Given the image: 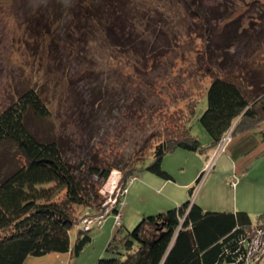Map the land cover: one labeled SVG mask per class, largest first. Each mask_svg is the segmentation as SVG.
I'll return each mask as SVG.
<instances>
[{
    "label": "rangeland",
    "instance_id": "1",
    "mask_svg": "<svg viewBox=\"0 0 264 264\" xmlns=\"http://www.w3.org/2000/svg\"><path fill=\"white\" fill-rule=\"evenodd\" d=\"M81 3L0 0V113L26 91L35 90L51 115L39 118L30 111L28 129L40 141L59 143L75 164L91 165L95 159L111 164L130 157L150 134L170 123L174 112L189 110L196 102L189 127L207 148L211 137L200 118L212 78L238 77L255 92L264 91V0H132L122 20L126 35L133 38L127 47L115 45L105 30L96 31L85 16L79 25ZM55 12L58 21L50 16ZM50 17L56 27L53 34L47 31ZM86 23L92 29L85 30ZM233 130L205 155L180 149L168 154L162 169L173 180L166 187L167 181L146 171L151 157L125 188L123 172L114 170L100 194L110 209L124 194V231L135 228L144 216L188 200L208 211H243L257 222L264 213V140L259 133L264 121L237 136ZM220 156L224 162H218ZM25 161L13 144L1 145L0 179ZM86 211L76 208L80 217ZM114 223L111 214L102 230H92V243L78 257L53 253L28 257L24 264H96L108 257ZM91 226L86 229L82 221L85 231ZM261 227L249 233L253 242L248 247L263 257L250 255L256 264H264ZM70 236L75 244L76 227Z\"/></svg>",
    "mask_w": 264,
    "mask_h": 264
},
{
    "label": "trees",
    "instance_id": "2",
    "mask_svg": "<svg viewBox=\"0 0 264 264\" xmlns=\"http://www.w3.org/2000/svg\"><path fill=\"white\" fill-rule=\"evenodd\" d=\"M80 1L79 25H83L81 17L85 16V22H92L96 31L105 30L115 45L127 47L133 38L126 35L122 20L132 0H97V4L95 0ZM103 3L109 6L105 9ZM50 16L58 21L60 15L55 12ZM51 17L47 31L53 34L56 27L52 26ZM87 23L84 29H92ZM251 86L238 77L212 78L206 90L207 108L200 118L211 137L207 148L192 136L189 127L196 113V102L189 110L174 112L170 123L148 136L158 141L146 138L130 157L111 164L95 159L91 165L75 164L66 158L59 143L40 141L30 132L26 124L30 111L39 118L51 114L35 90L23 93L0 113V146L13 144L26 160L0 179V264H24L28 257L53 253L78 257L93 241L90 232L102 230L111 214L115 223L106 248L108 257L96 264H249L250 255L263 259L262 254L256 255L248 245L253 242L249 233L254 227L264 228V213L254 222L246 212L208 211L188 200L175 209L144 216L135 228L124 231L121 224L124 194L112 209L100 194L101 185L114 170L123 172L125 188L140 165L151 157L153 163L146 171L172 181L173 177L162 169L168 154L180 149L205 155L233 128L235 136L255 130L264 121V91L255 92ZM259 133L264 140V131ZM194 190L195 187L190 189L191 198ZM77 207L87 211L80 217ZM96 217L103 218L102 225L85 231L82 221ZM74 227L78 236L72 244L70 232ZM260 251L264 252V247Z\"/></svg>",
    "mask_w": 264,
    "mask_h": 264
},
{
    "label": "built area",
    "instance_id": "3",
    "mask_svg": "<svg viewBox=\"0 0 264 264\" xmlns=\"http://www.w3.org/2000/svg\"><path fill=\"white\" fill-rule=\"evenodd\" d=\"M119 219V218H118ZM92 220V221H91ZM84 223H86V229H89V224H92V226L90 227V229L94 226V225H96L97 223L99 224V225H102V223H103V218L102 217H100L99 219H84ZM97 224V225H98ZM258 260H259V258H257ZM248 261H250V263L249 264H254V260H248Z\"/></svg>",
    "mask_w": 264,
    "mask_h": 264
},
{
    "label": "crops",
    "instance_id": "4",
    "mask_svg": "<svg viewBox=\"0 0 264 264\" xmlns=\"http://www.w3.org/2000/svg\"><path fill=\"white\" fill-rule=\"evenodd\" d=\"M222 155V154H221ZM219 161H222V162H224L225 160H223L222 159V156H220L219 157V159H218V162ZM170 181H167V182H164V186L166 187L167 185H168V183H169ZM190 184L191 183H189L188 185H184V187H189L190 186ZM178 202V201H177ZM203 208V207H202ZM206 210V209H205ZM114 233V229H113V227L111 228V230L109 231V236H108V240H110V238H111V236H112V234Z\"/></svg>",
    "mask_w": 264,
    "mask_h": 264
},
{
    "label": "water",
    "instance_id": "5",
    "mask_svg": "<svg viewBox=\"0 0 264 264\" xmlns=\"http://www.w3.org/2000/svg\"><path fill=\"white\" fill-rule=\"evenodd\" d=\"M193 202H195V201H193Z\"/></svg>",
    "mask_w": 264,
    "mask_h": 264
}]
</instances>
